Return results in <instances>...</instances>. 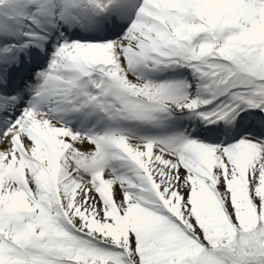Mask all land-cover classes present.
Wrapping results in <instances>:
<instances>
[{"label": "snow or ice", "instance_id": "1", "mask_svg": "<svg viewBox=\"0 0 264 264\" xmlns=\"http://www.w3.org/2000/svg\"><path fill=\"white\" fill-rule=\"evenodd\" d=\"M0 264H264V0H0Z\"/></svg>", "mask_w": 264, "mask_h": 264}]
</instances>
